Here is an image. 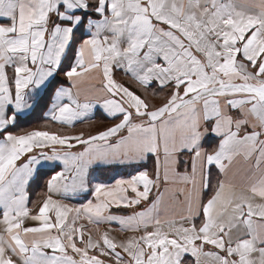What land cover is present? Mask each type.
<instances>
[{
	"label": "snow or ice",
	"instance_id": "obj_1",
	"mask_svg": "<svg viewBox=\"0 0 264 264\" xmlns=\"http://www.w3.org/2000/svg\"><path fill=\"white\" fill-rule=\"evenodd\" d=\"M0 264H264V0H0Z\"/></svg>",
	"mask_w": 264,
	"mask_h": 264
},
{
	"label": "crops",
	"instance_id": "obj_2",
	"mask_svg": "<svg viewBox=\"0 0 264 264\" xmlns=\"http://www.w3.org/2000/svg\"><path fill=\"white\" fill-rule=\"evenodd\" d=\"M67 64V61L65 62ZM116 78L118 80H121L126 83H131V81L126 77L123 73L118 72L116 73ZM64 77L63 75L57 76V81H63ZM98 86V80L93 81ZM58 86V84H57ZM88 85L86 84L85 87ZM135 87V85H133ZM155 89V85L152 89H149L147 95L148 100L153 103L154 99L156 97L159 98V96H153L152 91ZM41 95L43 96L44 93L42 92ZM155 104V103H153ZM46 108L41 105L40 107H37L34 111H30L28 115L22 117L21 119H24V124H18L17 130L21 129H32L34 127H38L40 125H43L46 123L45 118V112ZM20 119V120H21ZM113 123L111 119H107L105 117V114L102 109L96 110L94 113L90 114V118L85 120L84 122H78L75 126V128H65L64 131L68 133H76L81 130L84 132H92L94 133L98 129H103L107 126H110ZM147 167L151 168L152 164L151 161L148 162ZM135 166L134 165H128V164H112V165H100L96 168V171L94 173L95 181L99 182H105V183H112L114 179L117 178H127L130 174H134L135 172ZM47 176H43L41 179H39L37 182L33 183L29 189L30 197L32 201H37L41 199V194L43 191H45V183H46ZM88 199H91V196L87 197ZM86 197L84 194L75 196L69 200H66V203H69L71 205H78L82 202H85ZM31 207V204H30ZM79 223L87 224V221H80ZM29 226H32V222H29ZM111 227L113 229V232L110 233V235L115 236L117 239L122 238L125 233L118 231L117 225H108L107 223H100V224H87V230L90 231L93 234V237L96 238L105 231Z\"/></svg>",
	"mask_w": 264,
	"mask_h": 264
},
{
	"label": "rangeland",
	"instance_id": "obj_3",
	"mask_svg": "<svg viewBox=\"0 0 264 264\" xmlns=\"http://www.w3.org/2000/svg\"><path fill=\"white\" fill-rule=\"evenodd\" d=\"M153 103H155V104H159V103H161V97H156L155 99H154V102Z\"/></svg>",
	"mask_w": 264,
	"mask_h": 264
},
{
	"label": "trees",
	"instance_id": "obj_4",
	"mask_svg": "<svg viewBox=\"0 0 264 264\" xmlns=\"http://www.w3.org/2000/svg\"><path fill=\"white\" fill-rule=\"evenodd\" d=\"M19 124H24V119H21V120L19 121Z\"/></svg>",
	"mask_w": 264,
	"mask_h": 264
}]
</instances>
